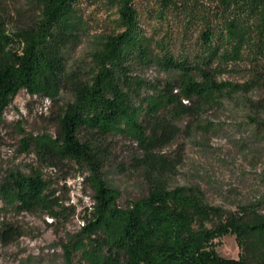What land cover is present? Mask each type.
Here are the masks:
<instances>
[{
  "label": "rangeland",
  "instance_id": "obj_1",
  "mask_svg": "<svg viewBox=\"0 0 264 264\" xmlns=\"http://www.w3.org/2000/svg\"><path fill=\"white\" fill-rule=\"evenodd\" d=\"M133 1L147 50L146 60L136 55L131 61V75L144 82L142 95L167 87V82H177L174 91L184 92V69L166 65L175 58L197 64L193 77L198 81L205 79L201 69L206 67L214 80L233 85L224 86L217 103L205 100L201 108L183 98L193 107L191 113L181 106L161 111L149 128L157 135L149 149L125 134L82 128L79 137L95 155L98 173L59 155L50 142L34 138L56 137L59 115L73 100L72 85L91 76L93 54L123 29L118 0H78L65 87L57 97L21 89L0 119V186L10 170H39L60 203L53 216L43 209L18 212L0 198V230L9 224L20 231L8 241L0 235V264H66V245L82 238L95 217L97 177L115 188L122 207L157 183L193 187L204 202L230 211L256 203L264 214V0H198L188 11L164 7L161 0ZM39 11V0H0L8 30L33 28ZM229 19L238 21L241 30L234 34L226 28L212 55L202 32L212 25L219 33ZM209 58L213 61L208 65ZM216 242L221 255H240L235 234ZM80 253L73 264H90Z\"/></svg>",
  "mask_w": 264,
  "mask_h": 264
},
{
  "label": "trees",
  "instance_id": "obj_2",
  "mask_svg": "<svg viewBox=\"0 0 264 264\" xmlns=\"http://www.w3.org/2000/svg\"><path fill=\"white\" fill-rule=\"evenodd\" d=\"M197 1L161 0L164 7L183 11ZM39 2V16L31 29L8 30L0 17V119L21 89L57 97L65 87L69 53L77 34L78 0ZM118 2L123 29L109 35L93 54L91 76L72 85L73 100L59 115L56 137L34 138L50 142L59 155L71 157L96 173L100 168L95 155L79 137L82 128L125 134L149 149L157 138L149 128L161 111L181 106L184 113H191L193 107L183 103V98L199 103L201 108L207 100L217 103L224 86L233 85L217 82L206 67L201 69L205 79L198 81L193 77L198 65L175 58L166 65L184 69V92L174 91L177 82H167V87L142 95L144 82L131 75V61L136 55L146 60L147 50L143 48L134 1ZM226 24L219 33L212 25L202 32L203 43L212 55L217 53L218 39L226 28L234 34L241 30L238 21L229 19ZM212 61L209 58L207 64ZM95 185L99 201L95 217L86 225L82 238L66 245V264H73L78 250L90 264H122L121 258L125 264H264V214L256 203L230 211L204 202L193 187L169 188L156 183L146 195L122 207L116 202L115 188L99 177ZM49 188L39 170H10L0 186V198L18 212L43 209L55 216L60 203ZM19 234L9 224L0 230L7 241ZM227 234L238 238V257L223 256L216 249V239Z\"/></svg>",
  "mask_w": 264,
  "mask_h": 264
}]
</instances>
